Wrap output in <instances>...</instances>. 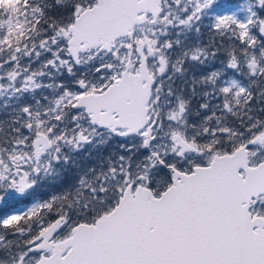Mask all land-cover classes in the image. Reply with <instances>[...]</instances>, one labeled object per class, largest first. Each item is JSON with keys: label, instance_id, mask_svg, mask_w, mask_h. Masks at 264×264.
<instances>
[{"label": "flooded vegetation", "instance_id": "flooded-vegetation-1", "mask_svg": "<svg viewBox=\"0 0 264 264\" xmlns=\"http://www.w3.org/2000/svg\"><path fill=\"white\" fill-rule=\"evenodd\" d=\"M187 1L188 0H152L150 3L151 7L146 11L140 10L138 14L145 12L150 22L158 23V20L163 16L165 18L166 15L170 17L171 7L174 8L186 5ZM218 1L215 3V0H205L203 3H198L195 11L198 12V14L187 17L189 23H183L180 27L186 28L191 25L198 30L202 23L199 14L204 12L209 5L219 4ZM93 3H85V7L81 9L76 7V14L72 19L73 23L67 25L66 28L68 29L65 30L63 28L64 30H61V33H63V35H61L63 37L58 41H56V38H49V36H47L48 33L55 29V26L53 27L50 25L49 27V24L44 23L46 18L43 3L38 5L32 2V0L24 3L21 14L24 15L22 19L27 20L26 26L22 25V27H16L14 30L10 24L0 23V251L5 248L3 243L6 242V238L8 237V235L5 234L7 229L8 231L13 230L17 235L20 234V236L16 238L15 245H13L15 253L23 249H27L28 252L30 251V247L32 246L29 243L30 240H28L30 230L25 227V220L27 214H36L38 209L32 208L30 210H23L21 207L32 199L30 198L32 195L30 192L38 189L42 183L41 180L37 179L31 182L34 173H37V168L34 164L39 163L44 156L49 155L51 150H53L55 154L54 162L56 159L64 157L62 151L68 149L71 150L73 156L80 157L84 152L88 151L87 149L90 145H93L95 142H101L102 138L108 133L115 136L118 143L124 142L125 140L138 141L141 137H143V143L146 138L142 135L148 127L152 135L150 143L153 139L156 141L159 140L158 133L155 130L156 127L158 128L156 124L158 122H156L157 115L153 114L155 112L156 99H158L156 95L157 91L160 89V83L167 82V84H170L172 79L168 76L158 79L155 74H150L148 69L147 72L152 77L153 82L151 84L147 103L148 120L143 128L136 130L134 134H125L127 131L125 127L112 128L110 125L104 127L92 122V118L90 117L92 111H87L89 105L93 103V101H91L92 95L103 92L110 84L120 77L122 70L126 66L128 68V73L132 75L138 73L141 55H143L147 66L148 59L146 54L149 53L148 47L151 46L146 42L145 38L139 37L137 29L134 28V33L131 37H120L111 42L112 46L110 50L101 48L102 41L99 39L95 46L77 50L76 54L70 53L68 50L69 45L76 44L77 42L78 46L86 45L85 32L81 30L78 33H73L74 31L72 28L74 26V30L78 31L79 26L77 25V27L74 21L76 15H80L83 10L93 5ZM31 4L37 7H30ZM75 6L76 4L73 1L60 3L57 6L59 13H56V19L52 20V23L55 25L65 23L64 19L67 18L61 16L72 14V9L69 7ZM188 6L191 7V5ZM2 7L1 5L0 12L2 11ZM6 9L8 10L9 7H6ZM35 9H39V11L35 12ZM152 9L157 11L156 14L150 12ZM30 12V16L25 15ZM188 13L190 12L188 11ZM8 14L10 16L9 10ZM2 17L3 15L0 16V19ZM169 17H167V19L172 28L170 34L176 36L177 34L174 33V30L179 29V27L174 26ZM11 21L16 23V25L19 24V19L17 17L11 19ZM32 21H36V23L30 25ZM46 28H49L47 33ZM179 35L187 36L188 34ZM38 36L41 37L40 40L36 39ZM196 37L197 32L195 38ZM63 43V56L65 61L62 62L61 66V45ZM178 44L180 43H176L175 45ZM171 45L166 44L165 48L172 49ZM189 45L190 44L187 46ZM109 56L119 63L122 62L119 67L121 71L111 79H109L107 70H113V68L105 64ZM123 56L125 61H119ZM184 60L185 65H182V67L184 69L187 68L186 71H188L191 70V67L193 68L196 65L199 66L203 64L206 60V56H187ZM227 60L233 61L234 63L236 62V56L226 57V61ZM48 64L51 65V68H46ZM34 67H36V69H34L33 73L32 69ZM136 67L137 70H135ZM239 67V65H234V68ZM163 69L164 65L162 64L161 71ZM202 69L210 70L207 69L206 66H202ZM240 70H242V66ZM157 73H160L159 70ZM63 74H66V76H63ZM198 74L202 76L201 72ZM239 74V77L243 76L246 78L243 72L240 71ZM254 74L253 72L250 73L251 76ZM56 77L58 78L57 81ZM77 78H80V80L77 83L74 82V85H72L73 79L76 80ZM30 80H34L32 85L28 84ZM22 81L24 82L21 83ZM261 82H264V78H262ZM179 85H181V88L182 85L185 86L186 90H181L183 93H189L191 90L197 92L199 86H204V84L200 85L197 79L195 81L184 79L182 83H178L177 87ZM57 86L60 87L58 88ZM242 87H244V91L249 89L253 90V85L250 81L242 82ZM51 89H53V91ZM56 91H59V94L62 93V95H69L67 99H63L62 101H68L67 106L63 105V107L66 106L65 109L68 108V113L65 116L72 118L74 121L73 127L71 126L72 129L67 133H74L70 136V139L64 135V130H60L59 125L61 122L56 120ZM52 93L53 95L51 97L50 95ZM257 94L258 93L255 95ZM261 98V103L255 105V121L253 124L252 121L245 122L244 127H247V131L240 141H234L233 139V121L230 122L232 117L228 116L224 123V127L221 128L223 123L220 120L222 109H219L217 105H211L205 112L201 114L198 113L196 115L197 120L199 115H210V117L207 120L205 118L202 119V123L198 126L199 129L197 134L194 129L196 125L192 126L193 128H191V131H189L188 127H183L181 133L171 134L170 141L174 143L176 150L168 154L162 160L157 159V155H153L154 164L156 167L158 166L157 171L160 173V181H143L142 184L149 187L157 194L167 189L173 183L174 171L179 170L180 173L185 175L191 174L194 172L195 168L209 166L215 156H229L243 147V153L240 151L238 155L232 157L231 161L227 162L225 168L231 172L236 171L240 178L245 180L248 192L252 193L254 191L248 202H245L247 205L246 211H248L249 218L254 223L252 230L264 235V89ZM194 99L195 98H193V100ZM159 100L161 101L160 98ZM192 103L196 104V102ZM166 104L169 105L168 99L166 100ZM61 105V102H59L57 106L59 107ZM191 108L194 111L195 108ZM228 109L229 105L224 104L223 114H225ZM45 110L46 113H50V115L46 116ZM104 111L105 109H100L101 113ZM180 112H183L182 108ZM112 115L117 117L114 113H112ZM188 115H193V113ZM4 117L5 119H3ZM43 117L47 118L43 119ZM161 127L162 125L160 128ZM83 128H85V130H83ZM82 130L86 133L84 134L85 137L79 136ZM43 133L47 134L50 146L36 158V151L41 149H38L36 144H34V140ZM59 134L62 136L60 140L57 141L63 144L59 147L57 145L56 147V136ZM76 139H78L79 142ZM72 140L79 144H84L86 147L83 150H72L70 148V146L74 144V142L71 143ZM206 141L212 143L209 148L207 147L208 145L205 144ZM17 145H21L19 146L21 148H16ZM99 147L100 146L95 147V151H98L99 154H103L105 150H100ZM73 148L79 149L80 147L75 146ZM10 150L14 152H10ZM56 151L59 153L56 154ZM91 152H93V150H91ZM30 167H32L33 171L30 170ZM132 183L138 184L134 181H132ZM24 185H26V187H24ZM4 211H17L18 216L5 221L3 216L5 214ZM104 212V210L101 211L99 215ZM4 234L5 237L3 236ZM40 240L41 239H39V241ZM55 241L56 240L53 238V242ZM51 251L52 249H36L31 252L33 255H37L33 264L39 256L47 255ZM26 256L27 254H22L24 261H27ZM0 264L9 263L3 256H0ZM18 264H21V261H19Z\"/></svg>", "mask_w": 264, "mask_h": 264}, {"label": "rangeland", "instance_id": "rangeland-1", "mask_svg": "<svg viewBox=\"0 0 264 264\" xmlns=\"http://www.w3.org/2000/svg\"><path fill=\"white\" fill-rule=\"evenodd\" d=\"M72 1L76 6L69 7L72 9V14L70 13L65 16V18H67L64 19L65 23L58 24L59 26L53 24L50 17L53 13H59L57 6L60 3ZM204 1L205 0H188L186 5L174 8L171 7L170 17L166 15L165 18L163 16L158 20V23H152L150 20H147L137 28L139 37L145 38L146 42L151 45L148 47L149 53L146 54L148 59L146 70L148 69V72L152 75L155 74L158 79L165 76L172 79L170 84H167V82L160 83V89L158 88L159 90L156 95L158 99H156L155 112L153 114L157 115L156 122H158L156 124L158 128L156 127L155 130L158 133L160 141L153 139L150 143L152 138L150 130L147 134L142 135L148 139L146 146H144V142L142 143L143 137L138 141L125 140L124 142L118 143L116 137L108 133L102 138L101 142L94 141L95 143L90 145L87 149L88 151L84 152L80 157L73 156L71 150L68 149L62 151L64 157L56 159L55 162V154L53 150H51L49 155L44 156L39 163L34 164L37 168V173H34L35 178L32 177L31 182L37 179L41 180L42 183L38 189L30 192L32 194L30 198L32 199L21 207L23 210H30L40 205L38 212L33 215L27 214L25 220V227L30 230L28 240H30L29 243L32 246L29 252L27 249H23L15 253L13 245H15L16 238L19 237L20 234L17 235L13 230L8 231L7 229L5 234L8 235V237L6 238V242L3 243L5 248L0 251V256H3L9 264H18L19 261H21V264H33L37 255L35 256L31 252L36 250L33 249V247L37 246L39 243V239L35 240V238L40 234L41 229H46L55 219L60 218L61 221H65L61 234L55 237L56 240H59L68 235L67 232L69 227L77 221H90L98 217L101 211L110 208L116 202L117 196L121 194L126 180H131L136 183H143V181L149 182L152 180L160 181V173L157 171L158 166L156 167L154 164L153 155H157V159L162 160L168 154L173 153L176 150V146L170 141V136L173 133H181L183 127H188L189 131H191V128H193L192 126L196 125L194 129L197 134L199 129L198 126L202 123V119L205 118L207 120L210 115H199L198 120L196 119V115L205 112L211 105H217L219 109H222L220 114V120L223 122L221 128L224 127L227 117H232L230 122L233 121L232 134L234 141H240L244 137L247 131V127H244V124L247 121H252L253 124L256 115L254 112L256 109L255 105L261 103L262 99L261 95L264 89V82L261 81L262 78H264V63L262 62L264 60V57H262L264 55V48H260V43L255 41H253L252 45L247 43L246 46H243L239 50L240 56H236V62L233 63V61H226V57L235 56V54L223 56L221 55L222 52L219 54L216 48H209V41L212 39L213 41L215 40V36L212 37L214 32L219 30V26L221 29L223 28L221 25H227V21L229 20H231L230 22L233 21V23H231V26L226 28V30L231 27L237 29L238 31H236V33L243 38L244 35L249 38V36L252 35L251 31L253 28L258 32L259 21H264V0H262V5L260 7L257 6L258 0H215V3L218 1L219 4H211L204 12L199 14L202 23H205L206 19L207 25L209 28L214 29V32H212L210 36H202L197 40L195 35L198 30H196L195 27L191 25L186 28L180 26L183 25V23H189L187 17L198 14V12H195L197 5ZM10 2L11 0H8V3ZM32 2L38 5L43 3L44 6L48 7L53 12H51L50 16L45 15L46 19L44 23L49 24V27L50 25L53 27L55 26V29L48 33L47 36H49V38H56V41H58L63 37L61 30L63 28L65 30L68 29L66 28L67 25L73 23L72 19L76 14V7L81 9L85 7V3L91 4L94 2L93 4H96L97 0H32ZM1 5L3 7L0 16L3 15V17L0 19V23L10 24L14 30L16 27H22V25L26 26L27 20L22 19L24 15L21 14L23 11L22 2H20L19 5L14 2L10 7L7 6V1L1 3ZM188 5H191V7ZM6 7H9L10 16ZM30 7L37 6L31 4ZM44 10L46 12L47 9L44 7ZM34 11L37 12L39 9H35ZM188 11L190 13H188ZM25 15L30 16L31 12ZM15 17L19 19V24L17 25L11 21V19ZM167 17L172 20L174 26L179 27V29L174 30V33L177 34L176 36L170 34L172 28L169 25L170 22ZM209 18H212V21H208ZM53 19H56V15H54ZM34 23H36V21H32L30 25ZM48 30L49 28H46V33ZM179 34L188 35L180 36ZM231 34L232 32L230 35ZM36 39L40 40L41 37L38 36ZM138 41L142 42L141 40ZM176 43L180 44L175 45ZM166 44H170L172 49L165 48ZM188 44L190 45L187 46ZM222 49L223 45L221 44V51ZM63 51L64 43L61 45V66L62 62L65 61ZM197 55L202 57L206 56L205 62L199 66L196 65L193 68L191 67V70L186 71L187 68L184 69L182 67L184 58L187 56L195 57ZM119 61L124 62V56ZM120 63L109 56L108 61L105 62V64L113 68V70H107L109 79L119 74L121 71L119 68ZM162 64L164 65V69L161 71ZM235 64L240 67L234 68ZM202 66H206V68L211 71L202 69ZM241 66L242 70H240ZM46 68H51V65H46ZM34 69H36V67L32 69L33 73ZM126 69L128 68H124L122 71H127ZM135 70H137V67ZM158 70L160 75L157 73ZM240 71L244 73L246 78L243 76L239 77ZM199 72H201L202 76L198 74ZM251 72L255 74L251 76ZM63 76H66V74H63ZM74 79L72 85H74V82L77 83L80 80V78ZM184 79H191L193 81L197 79V82H199L200 85L204 84V86H199L197 92L191 90L189 93H183L182 91L186 90L185 86L182 85L181 88V85L178 87L177 85L178 83H182ZM57 80L58 78L56 77V81ZM33 81H28V84L32 85ZM242 81H250L253 85V90L241 91V89H244V87H242ZM23 82L24 81L21 83ZM146 83V80H144L142 82L143 86ZM57 87L59 88L60 86ZM51 90L53 91V89ZM55 93L57 96L56 120L61 122L59 125L60 130H64V135L70 139V136L74 133H67L72 129L74 121L72 118L65 116L68 113V108L65 109L68 101H62L63 99H67L69 95L59 94V91ZM256 93L258 94L255 95ZM52 95L53 93L50 96L52 97ZM193 98L195 99L193 100ZM167 99L169 100V105L166 104ZM59 102H61L62 105L58 107L57 105ZM192 102H196V104ZM224 104L229 105V109L225 114H223ZM63 105L66 106L63 107ZM190 106L195 108L194 111ZM181 108L183 112H180ZM192 113L193 115H188ZM45 114L46 116L50 115V113H46V110ZM46 118L47 117H43V119ZM3 119H5V117ZM161 125L162 127L160 128ZM83 130H85V128H83ZM83 130V134L81 133L79 136L85 137L84 134L86 133ZM46 133L39 135L34 140L38 149H42L43 136L48 139ZM61 136V134L56 136V147L57 145L59 147L63 144L57 141L60 140ZM76 140L78 141V139ZM72 142H74V140H72L71 143ZM205 144L208 145V148L212 145L209 141H206ZM19 146L21 145H17L16 148L20 149L21 147ZM75 146L80 148L74 149L73 147ZM97 146H100L99 149L105 150V152L99 154L98 151H95V147ZM85 147L84 144H79L76 141L70 146L72 150H83ZM91 150H93V152H91ZM10 152L14 151L10 150ZM58 153L59 152L56 151V154ZM30 170L33 171L32 167H30ZM177 172L180 171L177 170ZM3 216L5 221H7L10 218L17 217L18 212L7 211ZM5 234L3 235L4 237ZM33 235L35 236L32 237ZM56 243L58 242L55 241L54 244ZM54 244H52L50 248L43 249H52ZM22 254H27V261L23 260ZM36 262L37 261H35V263Z\"/></svg>", "mask_w": 264, "mask_h": 264}, {"label": "water", "instance_id": "water-1", "mask_svg": "<svg viewBox=\"0 0 264 264\" xmlns=\"http://www.w3.org/2000/svg\"><path fill=\"white\" fill-rule=\"evenodd\" d=\"M151 1L97 0L75 18L78 31L72 28L73 33L85 32L86 45L77 42L68 50L76 54L99 39L101 46L109 48L115 38L131 35L135 22L145 20L137 12L149 9ZM261 5L258 0L257 6ZM258 31L264 36V21H259ZM152 82L141 55L138 74H123L121 80L92 95L93 103L87 108L92 122L125 126L128 133H135L147 120L144 103ZM42 141L47 147L44 136ZM242 148L229 156H215L209 166L195 168L191 174L174 171L173 183L159 196L148 187L136 185L132 190L127 184L109 212L92 223H78L70 236L35 264H264V235L252 230L245 204L254 191L248 192L245 180L225 168L232 157L243 153ZM61 224L57 218L42 230L35 238L41 241L33 249L50 248Z\"/></svg>", "mask_w": 264, "mask_h": 264}, {"label": "trees", "instance_id": "trees-1", "mask_svg": "<svg viewBox=\"0 0 264 264\" xmlns=\"http://www.w3.org/2000/svg\"><path fill=\"white\" fill-rule=\"evenodd\" d=\"M46 10L45 12V15L47 16H50L51 15V10L44 6ZM53 13V12H52ZM54 15H57V14H54L51 15V20H54L53 17ZM61 17H65V15H62ZM208 21H212V18H209ZM231 23L233 22H229L227 26H224V25H221V27L223 26V28L220 29V26H219V30L218 31H215L214 32V29H211L209 28V26L207 25V21H205V23H201L199 28H198V32H197V40L199 39V37H202V36H210V34L212 32H214V34L212 35L215 36V40L213 41V39L210 42V49L212 48H216L218 51H219V54H222L223 56H227V55H234L235 56H240V52L239 50L243 47V46H246L247 43H249V45H252L253 41L255 42H258L260 43V48H264V36H261L259 34V32H256V30H254V28L252 29L251 31V36H249V38L245 37L244 35V38L241 36V35H238L236 33V31H238L237 29H234V28H229L228 30H226V28L230 27ZM232 32V34L230 35V33ZM221 40V41H220ZM213 41V42H212ZM221 44L223 45V49L221 51ZM264 51V49H263ZM231 57V56H229ZM264 57V55L262 56ZM264 63V60L262 61ZM182 65H185L184 64V60H183V63Z\"/></svg>", "mask_w": 264, "mask_h": 264}]
</instances>
